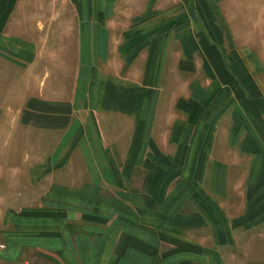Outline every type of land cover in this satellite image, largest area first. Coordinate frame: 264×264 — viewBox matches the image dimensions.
I'll return each mask as SVG.
<instances>
[{
  "label": "crops",
  "instance_id": "0c3cea01",
  "mask_svg": "<svg viewBox=\"0 0 264 264\" xmlns=\"http://www.w3.org/2000/svg\"><path fill=\"white\" fill-rule=\"evenodd\" d=\"M0 264H264V0H0Z\"/></svg>",
  "mask_w": 264,
  "mask_h": 264
}]
</instances>
